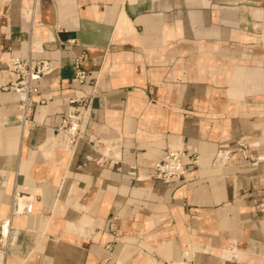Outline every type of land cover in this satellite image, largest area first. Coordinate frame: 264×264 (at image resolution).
I'll use <instances>...</instances> for the list:
<instances>
[{"label": "crops", "instance_id": "0c3cea01", "mask_svg": "<svg viewBox=\"0 0 264 264\" xmlns=\"http://www.w3.org/2000/svg\"><path fill=\"white\" fill-rule=\"evenodd\" d=\"M14 56L54 69L26 116L0 89V264H264V158H217L242 136L264 155V0H0V86ZM89 81L105 165L57 132ZM192 148L183 182L152 176L167 149Z\"/></svg>", "mask_w": 264, "mask_h": 264}, {"label": "built area", "instance_id": "2783aa9c", "mask_svg": "<svg viewBox=\"0 0 264 264\" xmlns=\"http://www.w3.org/2000/svg\"><path fill=\"white\" fill-rule=\"evenodd\" d=\"M6 72L8 75L7 84L0 86L5 92L13 93L18 97L22 106L24 115L26 116L32 106L30 94L35 90L33 82L44 77L53 71L52 63L45 59L33 61L30 58H21L18 56L11 57L6 63ZM73 79L80 85L88 81V71L82 68L81 58L76 57L72 64ZM96 96V85L94 81H89L88 87L84 90V94L77 96L70 94L68 99V110L61 125L57 128V132L62 136V149L74 153L80 142H86L97 153L96 156L87 155L86 159L93 160L99 165H105L111 162L113 155L110 154L112 145L109 141L99 138L92 133L89 122L92 117V103ZM256 142H250L246 137L242 136L236 147L223 151L219 150L217 158H228L231 152H239L245 165H256L264 155L255 152ZM199 160L198 151L192 149H167L162 158L155 162L153 166L152 176L163 181L166 184H177L185 180L186 174L189 172V166H197ZM260 212L264 214V201L257 205ZM22 210L31 212L32 199L27 200ZM2 227V226H1ZM111 232H116L115 220L109 223ZM182 259H168L163 264H190L186 255ZM100 264H109L108 258L103 259Z\"/></svg>", "mask_w": 264, "mask_h": 264}, {"label": "bare ground", "instance_id": "6f19581e", "mask_svg": "<svg viewBox=\"0 0 264 264\" xmlns=\"http://www.w3.org/2000/svg\"><path fill=\"white\" fill-rule=\"evenodd\" d=\"M22 204V203H21ZM7 228V229H6ZM4 230H6V232H3V236L6 238L7 237V233H8V231H9V226H8V224H6V223H3L2 224V231H4Z\"/></svg>", "mask_w": 264, "mask_h": 264}]
</instances>
